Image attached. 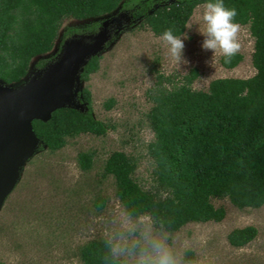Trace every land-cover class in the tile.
<instances>
[{
  "label": "trees",
  "instance_id": "16d2710c",
  "mask_svg": "<svg viewBox=\"0 0 264 264\" xmlns=\"http://www.w3.org/2000/svg\"><path fill=\"white\" fill-rule=\"evenodd\" d=\"M208 2L215 0H0V81L24 83L32 60L54 49L66 19L103 18L120 8L156 36L169 28L182 35L194 10ZM223 2L236 9L234 22L248 25L255 39L252 62L256 74L216 78L201 90L192 86L199 75L192 69L181 84H160L155 89L154 104L147 113L154 132L148 144L154 161L151 186L137 179L138 161L124 151L111 152L104 165V175L114 177L116 196L126 212L152 216L158 226L171 232L189 222L222 221L226 209L215 206L214 198L229 199L240 209L264 206V0ZM102 22L68 27L61 46L74 35L96 34ZM57 56L40 59L36 68H44ZM100 59L96 55L88 60L81 73L83 81L99 70ZM242 60L239 52L230 62L221 57L226 68ZM80 94L84 109L63 107L48 121H33L41 140L38 150L46 147L55 152L71 137L101 136L113 128L95 116L90 89L85 86ZM114 104L115 99H110L106 107L111 109ZM94 157L93 151L79 153V166L89 170ZM106 202L100 196L95 205L102 209ZM257 234L256 227L246 226L232 230L228 238L233 246L243 247ZM103 255V239L90 240L80 250L83 264H103Z\"/></svg>",
  "mask_w": 264,
  "mask_h": 264
},
{
  "label": "rangeland",
  "instance_id": "374dc122",
  "mask_svg": "<svg viewBox=\"0 0 264 264\" xmlns=\"http://www.w3.org/2000/svg\"><path fill=\"white\" fill-rule=\"evenodd\" d=\"M205 5L194 10L187 24L185 33L189 38L184 41L183 51L187 63L175 62L161 37L142 25L141 20L132 21L131 15L120 8L103 18L66 19L54 49L32 60L28 77L37 71L40 59L61 53L62 34L68 27L114 17L123 24L119 32L118 23L110 26L111 37L99 53V70L82 82L81 88L90 89L95 116L113 128L101 136L86 133L71 137L55 152L45 147L27 162L0 211V261L83 264L81 247L90 240L104 239L113 217L126 212L116 196L114 177L104 175L110 153L120 150L134 156L138 161L137 179L145 187L153 183L154 161L148 144L154 139V132L147 113L154 104L155 89L160 84H181L192 69L199 72L192 86L201 90H206L216 78H249L256 74L252 62L255 39L248 25H240L239 53L243 60L236 67H224L222 53L217 51L214 56L211 50L202 48L204 37L200 31L206 28L202 19ZM80 93L78 100L83 99ZM110 99H115L111 109L106 107ZM86 151L95 153L89 170L78 164L79 153ZM100 196L107 200L102 209L95 205ZM212 201L226 209L222 221L189 222L172 232L178 247L186 246L185 264H264V206L240 209L229 199ZM246 226L257 228L256 238L243 247L233 246L228 238L230 232Z\"/></svg>",
  "mask_w": 264,
  "mask_h": 264
},
{
  "label": "water",
  "instance_id": "95a60500",
  "mask_svg": "<svg viewBox=\"0 0 264 264\" xmlns=\"http://www.w3.org/2000/svg\"><path fill=\"white\" fill-rule=\"evenodd\" d=\"M114 23H118L119 32L123 24L114 17L103 21L96 34L67 39L61 53L44 68L27 76L24 83L12 85L0 81V211L28 160L39 149L41 140L33 121H48L59 108L84 109L86 106L77 99L83 90L81 73L88 60L105 48Z\"/></svg>",
  "mask_w": 264,
  "mask_h": 264
},
{
  "label": "clouds",
  "instance_id": "9594fccd",
  "mask_svg": "<svg viewBox=\"0 0 264 264\" xmlns=\"http://www.w3.org/2000/svg\"><path fill=\"white\" fill-rule=\"evenodd\" d=\"M236 16V9L226 7L223 0L208 2L202 16L206 25L204 31L199 30L204 37L202 48L211 50L214 56L219 51L226 62L241 48ZM188 38L187 33L176 35L171 28L161 36L168 54L179 64L187 63L183 51ZM185 248L178 247L172 232L158 226L152 216L122 212L113 217L105 233L103 264H185Z\"/></svg>",
  "mask_w": 264,
  "mask_h": 264
},
{
  "label": "flooded vegetation",
  "instance_id": "af4514ba",
  "mask_svg": "<svg viewBox=\"0 0 264 264\" xmlns=\"http://www.w3.org/2000/svg\"><path fill=\"white\" fill-rule=\"evenodd\" d=\"M51 62V61H50ZM37 69H39V68H37Z\"/></svg>",
  "mask_w": 264,
  "mask_h": 264
},
{
  "label": "bare ground",
  "instance_id": "6f19581e",
  "mask_svg": "<svg viewBox=\"0 0 264 264\" xmlns=\"http://www.w3.org/2000/svg\"><path fill=\"white\" fill-rule=\"evenodd\" d=\"M102 51V50H101Z\"/></svg>",
  "mask_w": 264,
  "mask_h": 264
}]
</instances>
